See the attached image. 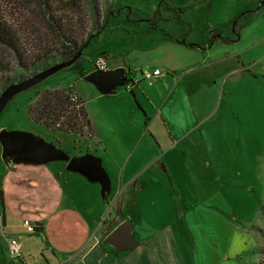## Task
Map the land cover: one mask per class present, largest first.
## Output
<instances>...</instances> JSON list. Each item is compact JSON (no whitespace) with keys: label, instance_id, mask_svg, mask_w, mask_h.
I'll return each mask as SVG.
<instances>
[{"label":"rangeland","instance_id":"obj_1","mask_svg":"<svg viewBox=\"0 0 264 264\" xmlns=\"http://www.w3.org/2000/svg\"><path fill=\"white\" fill-rule=\"evenodd\" d=\"M97 1L98 18L104 24L102 29L91 38L72 66L14 96L0 115V131L39 138L60 149L63 157L69 159L90 154L103 158L107 164L111 154L97 138L53 132L27 117L28 106L39 93L71 88L84 99L92 128H99L104 140L120 152L123 168L138 164L141 173L154 172L153 167H159L156 160H149L151 156H160L163 151L177 146V156L168 161L169 166L182 168L188 175L182 183L203 191L199 192L200 199L192 205L191 211L213 209L221 218L248 233L253 226L264 229L260 212L264 204V5L255 11L258 0ZM85 6L82 0L81 11L73 8L84 26V30L77 32L81 40L94 33ZM247 13L255 15L249 17ZM153 15L161 19L156 22L159 31H152L147 21ZM0 18L18 33L24 53L22 62L33 59L31 55L38 45L49 51L58 48L45 23L38 18L33 0H0ZM73 18L79 22L75 16ZM236 23L239 37L235 43L208 40L212 31L219 27L225 31L229 29L231 35ZM189 25V40L204 48V52H196L193 59L195 61L198 56L202 61L198 65V61L195 63L197 71L193 74L182 76L177 70L176 77L171 78L174 71H170V66L179 68L185 57L171 50L170 36L184 37ZM99 54L105 55L108 70L123 67L131 81L117 88L113 95L104 96L83 80V73L94 70ZM17 61L11 51L0 48V62L10 70L3 73V77H12L18 71ZM134 67H158L167 80L141 78L138 86H133L132 81L138 74L128 69ZM167 134L178 141L171 139L162 144L156 141L155 137H167ZM143 137L152 138L154 150L149 157L133 152L143 147ZM180 140L182 143L177 145ZM179 147L185 153L182 160ZM0 164L4 167L1 146ZM177 181L181 178L177 177ZM207 194L217 196L216 205L207 202ZM99 196L101 198V192ZM92 212L97 215L99 209ZM53 229L49 230L50 234H62L58 227ZM16 235L20 243H24L25 264H88L87 259L84 260L87 255L84 247L75 253L72 247L68 251L53 247L45 231L34 233L32 226H24L22 230L19 221L11 220L4 239H0V264H10L2 244ZM254 239V249L260 248L264 258V240L256 234ZM245 258L251 261V252L244 254L237 263L248 264Z\"/></svg>","mask_w":264,"mask_h":264},{"label":"crops","instance_id":"obj_2","mask_svg":"<svg viewBox=\"0 0 264 264\" xmlns=\"http://www.w3.org/2000/svg\"><path fill=\"white\" fill-rule=\"evenodd\" d=\"M246 15L252 17L255 13ZM190 28L189 25V34ZM157 30L159 31L155 27L152 31ZM164 36L166 38L167 34ZM170 37L171 50L185 57L179 68L170 66V71H174L171 78L176 77L177 70L181 71L182 76L193 74L197 71L195 63L198 61V65L202 61L198 56L195 61L193 59L198 54L196 52H204L201 44L193 45L195 43L188 39L182 43L183 41L175 40V35ZM236 41L238 39L227 43ZM99 57L105 58V55L99 54L97 59ZM137 76L132 81L133 86H138L142 80L139 74ZM155 80L165 81L167 77L161 75ZM80 98L84 102L81 96ZM88 137L97 138L98 143L111 154L107 164L103 158L100 159L111 184L107 199L100 198L101 188L98 183L88 182L77 173L67 172L65 160L44 163L12 159L3 161L4 167L0 164L1 240L4 239L3 234L9 228L11 220L19 221L22 230L24 226L39 225V233L45 231L46 238L53 247L64 251L72 247L73 253L84 247L87 251L84 260L87 259L88 264H240L237 263L238 260H242L248 252H251L252 260H245L249 261L248 264L255 262L253 251L256 243L253 231L248 233L227 222L213 209L191 211L192 205L200 199L199 192L203 191L194 190L190 184L182 183L188 176L182 168L169 166L168 161L177 156V146L168 152L163 151L160 156H151L149 160H156L159 168L153 167L154 172L141 173L138 164L123 168V157L104 140L99 128L94 130L91 126V136ZM155 139L159 144L171 142V139L178 141L168 134L167 137ZM141 142L143 147L134 149L133 152L138 155L142 152L149 157L154 150L152 138L143 137ZM181 143L180 140L177 145ZM178 150L182 160L185 153L180 147ZM177 177L181 178L180 182ZM207 197V202L216 205V195L207 194ZM96 208L99 209L97 215L92 212ZM125 221L130 223L134 244L132 249L115 251L112 246L104 243V239ZM54 227H58L62 234H50L49 230L54 231ZM13 239L19 241L17 235ZM6 243L2 244L5 250ZM24 252V243H20L23 260Z\"/></svg>","mask_w":264,"mask_h":264},{"label":"trees","instance_id":"obj_3","mask_svg":"<svg viewBox=\"0 0 264 264\" xmlns=\"http://www.w3.org/2000/svg\"><path fill=\"white\" fill-rule=\"evenodd\" d=\"M35 3V12L38 18L42 19L52 39L55 42L54 51H49L38 45L39 48L33 52L32 60L24 63L21 61L24 53L20 42V38L16 31H13L3 19L0 18V48L11 51L17 61L16 73L10 77H3V73H8L10 70L7 65L0 62V94L11 83H17L27 79L33 74L45 69L55 61H67L71 59L80 49H84L89 44L91 38L98 33L103 27L98 16V1L85 0L86 8L92 19L93 34H87L86 39L81 40L80 34L84 30L83 23L79 14H75L73 8L78 11L79 4L82 0H33ZM81 11V10H80ZM178 13L181 11L173 9ZM108 13V12H107ZM106 13V15H107ZM79 19L76 23L75 18ZM222 27L212 31V36L221 35ZM224 42H230L232 38H222ZM56 53V56H55ZM58 54V57H57ZM105 59V58H104ZM85 74H82V76ZM27 117L34 123L44 126L45 128L63 134H75L79 136H91V123L87 117L85 103L80 96L71 88L66 90H44L39 93L36 99L29 104L27 109ZM0 204L2 200L0 197ZM261 216L264 219V204L260 207ZM40 226L32 227V232L39 233ZM254 235L261 237L264 240V229L258 226L251 227ZM255 262L253 264H264V258L260 248L253 251ZM10 264H25L23 258L20 261L9 262Z\"/></svg>","mask_w":264,"mask_h":264},{"label":"water","instance_id":"obj_4","mask_svg":"<svg viewBox=\"0 0 264 264\" xmlns=\"http://www.w3.org/2000/svg\"><path fill=\"white\" fill-rule=\"evenodd\" d=\"M82 50L80 49L67 61L55 63L23 81L9 84L0 94V115L14 96L37 86L50 76L72 66L81 56ZM83 80L91 84L98 93L104 96L114 94L117 88L128 85L129 83L123 68L108 70L106 72L93 70L84 75ZM0 146L4 162L9 159L35 163H44L59 159L65 160L67 161L65 168L67 172L77 173L85 177L88 182L98 183L101 188V197L104 200L107 199L111 189L109 177L101 166V160L90 154L69 159L67 156L63 157L64 153L61 150L45 143L39 138L24 133L5 131H0ZM104 243L112 246L115 251L132 249L134 243L132 241L129 221H125L113 229L104 239Z\"/></svg>","mask_w":264,"mask_h":264},{"label":"built area","instance_id":"obj_5","mask_svg":"<svg viewBox=\"0 0 264 264\" xmlns=\"http://www.w3.org/2000/svg\"><path fill=\"white\" fill-rule=\"evenodd\" d=\"M94 70L99 72H106L108 71L107 65L104 58L97 59L94 62ZM125 71V69H124ZM132 71L133 74H139L142 79L151 81L154 78H157L162 75L161 70L159 69H149L148 67H134V69H128V72ZM127 76L128 80V75ZM129 81V80H128ZM131 82V81H129ZM130 89V86H129ZM6 252L8 255L9 262H18L21 260V253H20V243L15 239H10L6 243Z\"/></svg>","mask_w":264,"mask_h":264},{"label":"flooded vegetation","instance_id":"obj_6","mask_svg":"<svg viewBox=\"0 0 264 264\" xmlns=\"http://www.w3.org/2000/svg\"><path fill=\"white\" fill-rule=\"evenodd\" d=\"M263 5H264V0H258V3H257V5H256V10L255 11H258L261 7H263ZM181 12V11H180ZM158 16V15H157ZM157 16L156 15H153L152 16V18H150V19H148L147 21H149L150 22V26H151V28H152V30L156 27V29H157V27H158V25L159 24H157L156 22L157 21H159V20H161V19H157ZM179 19V18H178ZM179 21H180V19H179ZM238 21H240V20H238ZM182 24H186L184 21H180ZM237 27H238V23H236L235 24V26H234V30H233V33L230 35V30L228 29L227 31H225V30H223L222 32V34L221 35H219V36H217V37H213L212 35H209L208 36V40H211L212 38H214V39H218V40H222L223 41V39L222 38H232L231 39V41H233V40H235V39H237V36H238V32H237ZM159 29V28H158ZM151 31V30H150ZM149 31V32H150ZM173 36V35H172ZM191 36V34H189V32L188 33H186L185 35H184V37H182V38H177V39H175L176 41H185V39L187 40H189V37ZM213 42V41H212ZM193 45H195V44H193ZM211 46V45H210ZM209 46V47H210ZM201 48L202 49H204L203 48V46H201ZM125 74H126V72H125ZM86 75V74H85ZM127 77V76H126Z\"/></svg>","mask_w":264,"mask_h":264}]
</instances>
